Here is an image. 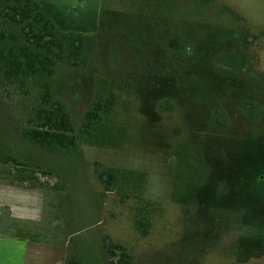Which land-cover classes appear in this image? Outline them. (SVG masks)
<instances>
[{"label":"rangeland","instance_id":"rangeland-1","mask_svg":"<svg viewBox=\"0 0 264 264\" xmlns=\"http://www.w3.org/2000/svg\"><path fill=\"white\" fill-rule=\"evenodd\" d=\"M36 1L59 32L85 43L86 64L60 66L52 78L55 98L79 127L98 96L114 93L98 134L107 127L124 138L112 148L78 136L70 154L38 146L21 133L27 100L0 76L1 178L18 170L12 158L48 185L44 223L27 231L64 246L79 264H108L105 238L124 246L133 264H150L144 250L163 243L165 225L194 205V227L210 207H242L237 220L264 228V34H252L234 0ZM8 28L0 19V30ZM95 164L145 174L142 196L157 209L147 236L133 224L134 193L106 192ZM254 244L262 245L244 247Z\"/></svg>","mask_w":264,"mask_h":264},{"label":"trees","instance_id":"trees-1","mask_svg":"<svg viewBox=\"0 0 264 264\" xmlns=\"http://www.w3.org/2000/svg\"><path fill=\"white\" fill-rule=\"evenodd\" d=\"M0 19L8 29L0 30V76L2 83L27 100L26 116L21 133L40 147L62 153H74L78 148V136H83L93 145L117 148L124 135L116 136L112 128L98 130L103 116L109 115L116 105V96H98L90 109L84 113L79 127L72 119L69 107L55 98L51 80L60 66L79 68L86 64L85 43L74 33H61L42 12L36 0H7L0 12ZM18 167L12 184L27 189H48L33 170L10 158ZM94 172L106 192L114 188H127L133 195L130 207L133 224L141 236L150 231L155 205L142 194L146 176L134 171L99 169ZM13 175V174H12ZM56 189L57 186H52ZM128 198L127 195L124 196ZM19 238L37 239L29 231L16 232ZM104 239V252L108 264H133V257L119 244ZM66 264H79L74 258H66Z\"/></svg>","mask_w":264,"mask_h":264},{"label":"clouds","instance_id":"clouds-1","mask_svg":"<svg viewBox=\"0 0 264 264\" xmlns=\"http://www.w3.org/2000/svg\"><path fill=\"white\" fill-rule=\"evenodd\" d=\"M234 2L243 9V19L252 26V34H264V0ZM221 24L225 25L223 21ZM225 26L235 31L233 23L229 22ZM258 67L264 71V55L260 57ZM240 70L244 72L247 69ZM197 211L195 205L191 206L165 225L167 239L144 250L152 254L150 264H166L167 259L179 261L181 256L184 257L185 264H243L245 241H259L264 245V228L236 219L246 215L245 208L220 210L210 207L206 218L199 220L194 227L191 217ZM220 212L226 215L222 218Z\"/></svg>","mask_w":264,"mask_h":264},{"label":"crops","instance_id":"crops-1","mask_svg":"<svg viewBox=\"0 0 264 264\" xmlns=\"http://www.w3.org/2000/svg\"><path fill=\"white\" fill-rule=\"evenodd\" d=\"M1 167L0 264H66L64 246L17 237L13 227L27 231L44 223L46 195L43 190L22 188L1 178ZM247 247L243 264H264V245Z\"/></svg>","mask_w":264,"mask_h":264}]
</instances>
